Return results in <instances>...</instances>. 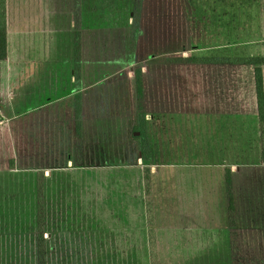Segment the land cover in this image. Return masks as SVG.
I'll use <instances>...</instances> for the list:
<instances>
[{
	"label": "rangeland",
	"instance_id": "1",
	"mask_svg": "<svg viewBox=\"0 0 264 264\" xmlns=\"http://www.w3.org/2000/svg\"><path fill=\"white\" fill-rule=\"evenodd\" d=\"M193 1L5 0L0 264H36L38 183L44 264H150L146 187L156 264H264V149L220 163L202 78L166 62Z\"/></svg>",
	"mask_w": 264,
	"mask_h": 264
},
{
	"label": "crops",
	"instance_id": "2",
	"mask_svg": "<svg viewBox=\"0 0 264 264\" xmlns=\"http://www.w3.org/2000/svg\"><path fill=\"white\" fill-rule=\"evenodd\" d=\"M199 9L184 18V29L189 36L177 41L176 54L170 55L176 60L168 57L166 62L194 66L197 78L203 80L202 89L198 85L196 91L203 92L202 126L206 147L222 149L220 163H227L228 149H234V163H242L244 148H264V124L261 126L259 122L255 93L257 65L247 61L264 58V0H203ZM258 67L264 93V64ZM156 75L159 76L158 72ZM156 80L158 94L166 85L161 78ZM144 90L143 87V94ZM142 111H145L143 106ZM163 114V110H155L156 116L162 118ZM144 115V121H151V114L144 112ZM160 123L154 126L156 146H161ZM46 213L44 204V224L50 219ZM126 221L127 218L124 226Z\"/></svg>",
	"mask_w": 264,
	"mask_h": 264
},
{
	"label": "trees",
	"instance_id": "3",
	"mask_svg": "<svg viewBox=\"0 0 264 264\" xmlns=\"http://www.w3.org/2000/svg\"><path fill=\"white\" fill-rule=\"evenodd\" d=\"M6 56V18H5V0H0V59H4ZM212 61V60H210ZM228 61H234V59H228ZM242 61V60H241ZM249 63L257 65L254 69L255 80V93L256 104L258 111V118L260 125L264 124V93L261 70L258 67L260 64H264V58H253L247 60ZM136 93L138 97L142 96L141 80H136ZM137 139V137H136ZM264 146V144H262ZM262 149H264L262 147ZM146 159V158H145ZM145 195V212H146V224L147 239H148V251L150 264H156L155 256V244H154V231L152 230L151 208L149 204L150 189L148 187L144 190ZM37 196V228L38 233L36 236V264H44V237H43V214H42V185L38 183L36 186Z\"/></svg>",
	"mask_w": 264,
	"mask_h": 264
},
{
	"label": "water",
	"instance_id": "4",
	"mask_svg": "<svg viewBox=\"0 0 264 264\" xmlns=\"http://www.w3.org/2000/svg\"><path fill=\"white\" fill-rule=\"evenodd\" d=\"M134 134H135V135H138V133H137V132H135Z\"/></svg>",
	"mask_w": 264,
	"mask_h": 264
}]
</instances>
